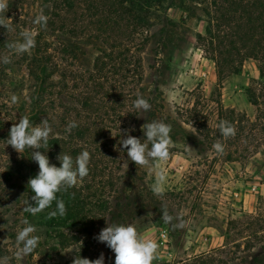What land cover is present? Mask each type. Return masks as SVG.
<instances>
[{
    "label": "rangeland",
    "instance_id": "1",
    "mask_svg": "<svg viewBox=\"0 0 264 264\" xmlns=\"http://www.w3.org/2000/svg\"><path fill=\"white\" fill-rule=\"evenodd\" d=\"M7 3L10 9L0 14L7 27L2 26L0 51L16 58H12L13 67L7 72L9 78L0 82V111L7 115L5 125L0 126V264H72L77 254L95 260L101 253L104 264H115V253L95 238L108 223H134L146 238L154 239L159 248L153 264H264V78L254 60L245 61L238 74L223 78L221 101L225 109L235 111L233 127L240 136L237 141L234 136L216 138L220 111L211 101L219 98L218 79L215 64L199 41L207 28L203 11L207 5H201L200 0H162L135 34L144 74L140 86L143 92L138 93L156 97L153 102L158 107L151 103L150 111L140 110L132 125L134 136L145 138L141 125L146 122L163 120L170 124L173 144L169 160L140 167L127 154L121 160L115 157L114 166L120 170L110 177L112 188H107L104 195L113 204L112 213H104L95 224L90 223L89 216L84 221L69 219L74 226L67 230L45 226L50 212L33 216L24 211L26 201L34 205L27 182L39 167L31 159V149H26V154L18 153L7 145L10 128L23 116L22 108L28 116L35 114L37 96L33 72L28 63L20 62L23 54L31 58L33 50L21 54L9 45L22 42L25 31L35 36L38 18L47 21L58 0ZM111 7L103 2L96 15L110 17ZM8 14L12 20L7 19ZM81 15L79 25L87 29L86 34H52L48 24L46 38L53 44L64 42L76 47V68L92 69L94 59L100 51L108 52V47L83 6H76L70 18ZM13 24L16 29L8 26ZM55 80H59L58 74ZM12 95L18 98L16 103H12ZM251 98L259 106L253 105ZM195 106L212 130L208 135L190 118ZM113 123L110 126L116 129L119 121ZM250 123L256 124L254 139L245 138ZM64 131L65 126L60 124L54 133ZM111 133L116 134L114 130ZM218 141L224 146L223 153L213 148ZM161 168L166 181L158 195L152 187ZM90 181L85 177L74 187L83 189ZM25 220L35 226L34 235L40 241L31 254L18 256L23 245L16 238Z\"/></svg>",
    "mask_w": 264,
    "mask_h": 264
},
{
    "label": "trees",
    "instance_id": "2",
    "mask_svg": "<svg viewBox=\"0 0 264 264\" xmlns=\"http://www.w3.org/2000/svg\"><path fill=\"white\" fill-rule=\"evenodd\" d=\"M161 1L133 0L124 3L120 0H58L55 11L50 14L48 20L37 22V33L32 48L34 54L31 58L23 54L20 60L22 65L28 63L30 72H33L32 77L37 83L36 112L33 116H28L26 109L22 108V115H27L34 125L47 120L52 133L48 146L42 147L40 151L47 154L49 161L57 167L60 166L57 157L61 153L68 154L73 159L84 150L90 153L89 174L86 177L89 176L91 181L87 182L83 189L71 187L67 191L57 193L58 199L65 203L66 214L47 217L46 227L68 230L74 226V223H69V219L84 221L89 216L90 223L95 224L102 220L104 213H112L113 204L104 199V195L107 188H112L110 177L120 170L118 166H114L117 160L115 157L118 156L121 160L127 154V150L120 145V139L126 138L125 132L135 135L132 125L140 110L135 107L134 102L143 97L158 107V104L153 102L157 101L156 97L140 95L143 92L140 86L144 74L141 72L137 56L140 49L139 44H135V34L140 25L146 24L151 10ZM103 2L114 8L112 17L100 18L96 15V10ZM127 2L129 5L125 6ZM200 4L207 5L203 11L208 22L205 33L199 35V41L204 44L208 59L215 64L218 79L219 98L211 102L215 103L220 111L218 125L220 121H227L233 126L235 111L225 109L221 101L222 82L225 76L238 74L247 60H254L259 64L261 77L264 78V0H200ZM79 5L83 6V11L93 19L97 25V34L104 36L103 42L108 47V52L100 51L94 59L92 69H84L82 66H79L81 69L76 68L79 63L76 47L68 46L64 42L53 44L46 38L48 35L45 30L48 24L52 34L67 32L74 37L86 34L87 29L81 26L82 21L79 20L83 16L70 18L75 7ZM10 6L9 3L7 10ZM12 18L10 15L7 17L8 20ZM3 19L4 17L0 16V20ZM8 26L16 29V24ZM1 30L2 25L0 36ZM5 55L0 51V82L9 78L7 72L13 67L12 58H16L10 57V62L4 63ZM56 74L59 75L57 81ZM251 103L259 106L255 99L251 98ZM6 117L7 115L0 111V126L5 125ZM190 118L200 131L206 132L207 135L211 133L212 130L202 121L203 115L196 113V106L190 111ZM33 119L36 122H33ZM115 120L119 121L120 125L113 129L110 125L114 124ZM72 122L77 126L70 132L64 131L60 135L54 133L60 124L66 127ZM112 130L116 134H112ZM238 130L243 131L241 128ZM256 132V124L250 123L249 133H245V138L254 139ZM109 134H112V138ZM239 136L235 133L234 139L237 141ZM2 137L4 139L5 134H2ZM218 137H223L219 128L216 138ZM28 192L29 196L34 195L30 189ZM54 210L55 201L40 214L45 215ZM1 252L0 248V254Z\"/></svg>",
    "mask_w": 264,
    "mask_h": 264
},
{
    "label": "clouds",
    "instance_id": "3",
    "mask_svg": "<svg viewBox=\"0 0 264 264\" xmlns=\"http://www.w3.org/2000/svg\"><path fill=\"white\" fill-rule=\"evenodd\" d=\"M7 7V0H0V14L6 12ZM44 19V17H40L37 22ZM0 25L6 27L2 20H0ZM9 47L21 54L30 52L34 47V34L25 31L22 34V42L9 45ZM9 62V58L5 57L4 63ZM17 99L15 95H12V103H16ZM134 104L137 109L144 112L151 109V104L143 97L138 98ZM76 126V123L72 122L66 125L65 131L70 132ZM218 128L225 138L234 136L236 133L235 128L227 121H220ZM141 131L144 134V139L128 135L127 132L124 133L126 138L120 139V145L127 150V157L140 167H150L154 163L168 161L170 158L169 149L173 144L170 135L172 126L163 120H153L141 125ZM51 133L52 128L47 120H42L40 124L34 126L29 117L25 115L19 119L18 123L12 125L7 139V145H11L18 153L31 149V159L38 164V174L29 178L27 182V187L34 193L31 196L34 205L26 201L24 208L25 212L33 216L50 208L54 201L56 210L50 212L49 216H64L66 214L65 203L62 199H58L57 193L76 186L89 174L90 153L87 150L79 153L75 159L68 154L61 153L57 157L60 162L59 167L50 163L48 155L41 152L40 149L48 146ZM213 148L217 153L224 151V146L219 141L213 145ZM165 181L166 173L161 168L156 173V182L152 187L153 192L161 194ZM169 219L171 218L169 217ZM24 225L16 238L17 242L23 245L20 252L17 253L18 256L31 254L40 241V238L34 235L35 226L27 220L24 221ZM95 238L99 242L105 243L115 253V264H153V261L158 258V243L154 239L146 238L138 231L134 223L127 225L108 223ZM104 262L103 253L95 260L81 258L77 254L72 264H104Z\"/></svg>",
    "mask_w": 264,
    "mask_h": 264
}]
</instances>
